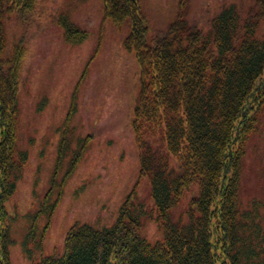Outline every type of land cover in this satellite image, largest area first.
<instances>
[{
	"label": "trees",
	"instance_id": "trees-1",
	"mask_svg": "<svg viewBox=\"0 0 264 264\" xmlns=\"http://www.w3.org/2000/svg\"><path fill=\"white\" fill-rule=\"evenodd\" d=\"M32 1L0 0V11L6 15L14 8L26 15ZM106 1L110 12L112 0ZM117 1L125 3L121 13L132 17L129 40L143 66L133 128L164 235L156 242L144 236L139 209L127 201L113 225L76 223L61 250L33 264H264V163L256 189L245 180L247 160L264 138L258 13L254 8L244 15L231 4L204 32L176 19L150 45L138 0ZM257 3L263 7L264 0ZM20 18L14 39L19 53L30 26V19ZM7 43L1 34L0 264H11L5 200L28 158L16 143L20 56H12ZM180 204L174 219L171 208Z\"/></svg>",
	"mask_w": 264,
	"mask_h": 264
},
{
	"label": "rangeland",
	"instance_id": "rangeland-1",
	"mask_svg": "<svg viewBox=\"0 0 264 264\" xmlns=\"http://www.w3.org/2000/svg\"><path fill=\"white\" fill-rule=\"evenodd\" d=\"M182 1L138 0L148 44L179 15L204 32L222 4L235 2L245 10L258 5L257 0H187L185 9ZM124 4L112 0L108 12L106 0H33L26 10L32 20L27 41L14 52L21 62L16 143L29 156L5 202L11 264H32L25 251L39 259L62 247L76 223L113 225L128 199L130 208L139 209L141 233L152 242L163 237L132 128L143 67L138 46L129 40L133 20L121 13ZM14 10L0 11V35L7 42L20 34L15 14L25 16L24 10ZM260 19L263 36L264 16ZM257 144L246 164L245 180L253 190L264 163V138ZM43 204L55 205L52 216L40 210ZM180 211L173 206L172 218Z\"/></svg>",
	"mask_w": 264,
	"mask_h": 264
}]
</instances>
